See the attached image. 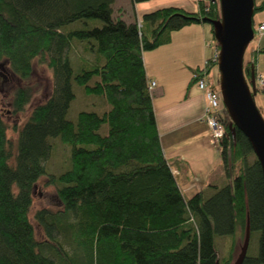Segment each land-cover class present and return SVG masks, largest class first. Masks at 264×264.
<instances>
[{
    "label": "trees",
    "instance_id": "obj_1",
    "mask_svg": "<svg viewBox=\"0 0 264 264\" xmlns=\"http://www.w3.org/2000/svg\"><path fill=\"white\" fill-rule=\"evenodd\" d=\"M113 2L0 0V59L23 81L34 62L53 76L51 93L32 106L15 141L0 114V264H231L246 224L257 247L241 264H264L263 181L247 138L238 129L232 138L224 113L219 149L226 182L185 197L160 145L144 69L143 52L168 43L172 31L219 18L218 0H199L197 11L158 7L140 22H126L121 10L115 15ZM254 2V13L264 9V0ZM210 34L218 52L211 24ZM74 41L93 53L92 62L70 58ZM260 53L264 46L243 61L247 81ZM214 65L209 57L193 73ZM73 81L108 109L68 119ZM30 97L28 86H17L12 111H22ZM55 137L72 146L71 166L58 176L45 168ZM43 175L56 185L62 207L34 212L44 234L38 238L29 212ZM217 235L231 236L225 255Z\"/></svg>",
    "mask_w": 264,
    "mask_h": 264
},
{
    "label": "crops",
    "instance_id": "obj_2",
    "mask_svg": "<svg viewBox=\"0 0 264 264\" xmlns=\"http://www.w3.org/2000/svg\"><path fill=\"white\" fill-rule=\"evenodd\" d=\"M198 1L114 0L113 10L115 15L121 10L126 22H140L143 13L162 6L197 11ZM209 32L204 23L189 24L172 31L168 43L143 52L147 79L155 82L152 105L160 145L185 197L225 180L220 149L211 143L204 119L205 95L191 82L193 72L216 52ZM209 73L212 83L211 69Z\"/></svg>",
    "mask_w": 264,
    "mask_h": 264
},
{
    "label": "rangeland",
    "instance_id": "obj_3",
    "mask_svg": "<svg viewBox=\"0 0 264 264\" xmlns=\"http://www.w3.org/2000/svg\"><path fill=\"white\" fill-rule=\"evenodd\" d=\"M253 20L255 25H258L260 21H264V9L256 11L253 14ZM208 32L210 30V24L204 23ZM75 26V25H70ZM149 33V32H148ZM209 35L211 36L210 32ZM264 45V33L261 35L255 34L251 39L248 46L246 47L243 55V61H247L251 57V50L257 46ZM70 58L77 62L78 56L93 61L94 55L91 52L83 50L81 42L74 41L72 48L69 52ZM258 65L256 63V70L254 73V88L256 89L253 96L255 105L264 119V83L260 84L258 81V74L264 76V53H260L257 58ZM0 114L5 122L7 129V137L15 141L17 136V130L26 120L32 106L38 102L43 101L50 93L53 87V76L51 70L43 64L33 63V68L29 78L25 81L21 80L10 70L7 61L0 59ZM212 83L218 87V67L217 65L211 68ZM26 85L30 88L31 97L30 102L20 112H13L11 108V98L14 89L17 86ZM252 86L250 85V88ZM72 88L75 94V98L72 100L67 118L76 122L78 112L81 110L96 111L102 113L108 109V105L105 106L104 110H100L104 107L100 98H95L94 95H84L81 86L73 81ZM99 109V110H98ZM106 124H102L99 129L100 133H105ZM51 153L47 161L45 162V168L48 174L58 176L61 172L67 170L71 166V144L62 141L59 137L50 138ZM226 182V178L223 183ZM222 184V183H221ZM190 194V193H189ZM194 194V193H193ZM191 194V195H193ZM42 207H47L53 210L60 209L62 203L56 192V185L51 184L49 181V175H43L39 177L33 188L32 205L29 212V217L33 223L35 235L38 238L43 237V230L38 222L34 219V212ZM244 238V236H243ZM242 236L237 235L236 243L238 242L236 253L239 251V247L242 244ZM231 236H219L215 237V245L220 255H225L230 247ZM256 240L254 236L249 241L247 249L248 253H255L256 251Z\"/></svg>",
    "mask_w": 264,
    "mask_h": 264
},
{
    "label": "water",
    "instance_id": "obj_4",
    "mask_svg": "<svg viewBox=\"0 0 264 264\" xmlns=\"http://www.w3.org/2000/svg\"><path fill=\"white\" fill-rule=\"evenodd\" d=\"M218 5L220 16L209 21V24L218 45L216 65L221 102L228 117V128L232 138L238 129L250 143L260 165L264 189V119L253 99L256 91L254 72H250L249 81L243 73L244 51L254 36L252 17L255 2L218 0ZM248 243L249 227L246 224L242 244L231 264L242 263Z\"/></svg>",
    "mask_w": 264,
    "mask_h": 264
},
{
    "label": "built area",
    "instance_id": "obj_5",
    "mask_svg": "<svg viewBox=\"0 0 264 264\" xmlns=\"http://www.w3.org/2000/svg\"><path fill=\"white\" fill-rule=\"evenodd\" d=\"M261 35L264 33V22L258 23L254 26L255 34ZM253 36V37H254ZM217 52L211 57L212 61L216 62ZM206 63V62H205ZM194 84L203 91L206 98V107L204 112V119L207 123L210 135V141L216 146H220L219 142L224 135V125L220 117L225 113V109L221 102L219 87H215L210 81V73L206 70L196 71L193 73ZM258 81L260 84L264 83V76L258 74ZM155 85L154 81H148V88L151 90Z\"/></svg>",
    "mask_w": 264,
    "mask_h": 264
}]
</instances>
